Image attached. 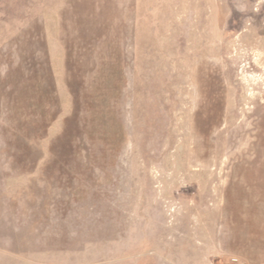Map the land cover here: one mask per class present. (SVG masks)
I'll list each match as a JSON object with an SVG mask.
<instances>
[{
    "label": "rangeland",
    "instance_id": "obj_1",
    "mask_svg": "<svg viewBox=\"0 0 264 264\" xmlns=\"http://www.w3.org/2000/svg\"><path fill=\"white\" fill-rule=\"evenodd\" d=\"M264 264V0H0V264Z\"/></svg>",
    "mask_w": 264,
    "mask_h": 264
},
{
    "label": "built area",
    "instance_id": "obj_2",
    "mask_svg": "<svg viewBox=\"0 0 264 264\" xmlns=\"http://www.w3.org/2000/svg\"><path fill=\"white\" fill-rule=\"evenodd\" d=\"M232 262H233L232 264H243V261L240 258H235V259H233Z\"/></svg>",
    "mask_w": 264,
    "mask_h": 264
}]
</instances>
